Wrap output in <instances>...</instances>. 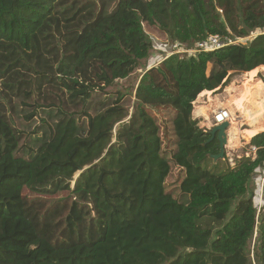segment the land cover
I'll list each match as a JSON object with an SVG mask.
<instances>
[{
  "label": "trees",
  "instance_id": "obj_1",
  "mask_svg": "<svg viewBox=\"0 0 264 264\" xmlns=\"http://www.w3.org/2000/svg\"><path fill=\"white\" fill-rule=\"evenodd\" d=\"M148 28L189 49L252 38L115 88L150 59ZM263 67L264 0H0V264H264V131L231 166L193 118Z\"/></svg>",
  "mask_w": 264,
  "mask_h": 264
},
{
  "label": "rangeland",
  "instance_id": "obj_2",
  "mask_svg": "<svg viewBox=\"0 0 264 264\" xmlns=\"http://www.w3.org/2000/svg\"><path fill=\"white\" fill-rule=\"evenodd\" d=\"M147 31L149 34V39L152 42V49H151L150 57H149L150 59L142 61L136 75L133 76L132 79L125 81L124 83L121 82L119 84H116L115 88H120L121 86H123L124 88H127V86L130 83L133 87L136 88L139 83L141 75L146 69L150 68L152 65L157 64L158 61H160L161 59L175 52L183 54V55L184 54L191 55V53L188 52L187 50H192L195 48L193 47L189 49L184 45L181 46L179 43L173 42L172 40H170L164 32H162L163 34H161L156 29L148 28ZM250 38H252V36L243 38L239 42H247ZM230 74H231L230 82L227 86L217 90L216 92L213 91L210 94V96L206 95L200 99L198 96L197 100L194 102L193 118L198 120L199 127L201 128L204 127V129H206L207 131L209 130L206 128V125L207 126L210 125V122L213 119L215 110L224 108V109H228L231 112V109H230L232 106L230 104L231 98L233 100H236L238 99V97L243 96V90L246 86L256 85L257 82H260L259 85H262V82L257 78V76L264 81V69L263 68H259L258 70L254 71L253 74L251 75H250V72L244 74V73H235L233 71L230 72ZM256 80H259V81H256ZM229 89L230 91L231 89L233 90L228 93ZM134 93L135 91L131 93L132 102H134ZM210 97L212 99H210ZM198 101H200L201 103L197 104ZM200 105L204 106L206 108V111L196 113V107ZM259 106L260 105H253L249 107V110L252 109V111L255 112L256 110L259 109ZM249 115L251 114H246V113L241 114L240 112H237L236 115L233 116L231 113V119L232 120L234 119V127H233V130H231V135H230V128H229V139H228L227 147H229L231 151L233 150V152L236 153L234 156L235 160H238L239 158L244 157L245 154L251 150L247 140L242 137L245 135L243 134L240 135V131L251 129V123H252L253 116L251 117ZM205 120H209V122H207L208 124L205 123ZM232 120L230 121L231 125H232ZM17 122L18 123L20 122L19 119L17 120ZM19 127L24 128L22 124ZM249 153H253V151H250ZM79 174L80 173H77L76 177ZM182 177H183L182 170L179 167H175L168 178L169 185L171 186L179 185ZM263 178H264V167L258 170L257 174H255L250 184L251 189L255 191V201L258 207V211H260V207L264 203V191L262 192V188H261L262 186L261 179ZM71 194H72V191L70 190L65 192L64 194L29 193L31 197L45 198V199L52 200V201L70 196ZM257 234H258V230L255 232L254 239L252 241V248L254 247Z\"/></svg>",
  "mask_w": 264,
  "mask_h": 264
},
{
  "label": "bare ground",
  "instance_id": "obj_3",
  "mask_svg": "<svg viewBox=\"0 0 264 264\" xmlns=\"http://www.w3.org/2000/svg\"><path fill=\"white\" fill-rule=\"evenodd\" d=\"M263 69H264V67H263ZM256 70H258V69H256ZM256 70H254V71H256ZM254 71H251L250 75L253 74ZM258 83L260 84V82H258ZM231 88H233V87H231ZM232 90L233 89H231V91ZM263 90H264V84L263 83H262V85H258V86L257 85H249V86H246L244 88L243 96L238 97V99H236V100H233L232 98L230 99V104L232 105L230 109H231V113L233 116L236 115L237 112H240L241 114H243V113L251 114L249 116H251V117L253 116L252 117V123H251V129L240 131V135L243 134L246 137L250 138V137H253L254 135H256L257 133L264 131V98L262 95ZM231 91L229 89L228 93ZM201 94H200L201 96H199V99L203 98V96H206V95L210 96L211 91H205L204 93H201ZM210 99H212V98L210 97ZM198 103H201V102L198 101L197 104ZM253 105H260L259 109L256 110L255 112H253L252 109L249 110V107H251ZM201 111H203V109L200 108V106H197L196 107V113L201 112ZM233 127H234V119L232 120V125L230 124V135H231V130H233ZM228 135H229V130H228Z\"/></svg>",
  "mask_w": 264,
  "mask_h": 264
},
{
  "label": "built area",
  "instance_id": "obj_4",
  "mask_svg": "<svg viewBox=\"0 0 264 264\" xmlns=\"http://www.w3.org/2000/svg\"><path fill=\"white\" fill-rule=\"evenodd\" d=\"M242 39H236L233 40L231 38L228 37H223L219 34H212L209 35L206 39H203L201 41H198L195 48L192 50H187L188 52H190L191 54H196L200 51H212L215 49H218L228 43H233V42H239ZM226 121H231V112L228 109H218L214 111V116L212 121L210 122V125L207 126L206 128L208 130H210L214 125L216 124H221L224 123ZM207 122H209V120H205V123L208 124ZM204 129V127H203ZM205 131H207L206 129H204ZM251 150L253 151V153H246L245 156L247 157H252V158H256V147L254 146H250ZM235 152H233V150L231 151V149H229V147H226V156L227 159L229 161V164L231 166H235V163L237 160H235L234 156H235ZM262 180V192L264 191V178L261 179Z\"/></svg>",
  "mask_w": 264,
  "mask_h": 264
},
{
  "label": "water",
  "instance_id": "obj_5",
  "mask_svg": "<svg viewBox=\"0 0 264 264\" xmlns=\"http://www.w3.org/2000/svg\"><path fill=\"white\" fill-rule=\"evenodd\" d=\"M230 124L231 123L229 121L221 124H216L209 131H207L211 134V138L209 141H213L214 139H217L219 141V153L211 154V157H213L215 160L224 159L226 157V147L229 139L228 130L230 128Z\"/></svg>",
  "mask_w": 264,
  "mask_h": 264
},
{
  "label": "crops",
  "instance_id": "obj_6",
  "mask_svg": "<svg viewBox=\"0 0 264 264\" xmlns=\"http://www.w3.org/2000/svg\"><path fill=\"white\" fill-rule=\"evenodd\" d=\"M245 74V73H244ZM257 78L264 84V81L261 79V78H259L258 76H257ZM259 80H256V81H259ZM256 85L258 86L259 85V83L257 82L256 83ZM213 91H211V93H212ZM204 93V92H203ZM202 95V94H201ZM201 95H199V96H201ZM262 95H263V98H264V90H263V93H262ZM200 108H202L203 109V111H206V108L204 107V106H202V105H200ZM203 111H201V112H203ZM247 130V129H246ZM244 139H246L247 140V142H248V144H249V146H251L250 145V142H251V138L252 137H250V138H248V137H245V136H242ZM248 138V139H247Z\"/></svg>",
  "mask_w": 264,
  "mask_h": 264
}]
</instances>
